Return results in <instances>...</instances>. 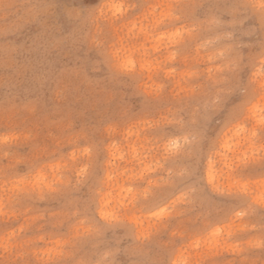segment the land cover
Here are the masks:
<instances>
[{
  "label": "rangeland",
  "instance_id": "rangeland-1",
  "mask_svg": "<svg viewBox=\"0 0 264 264\" xmlns=\"http://www.w3.org/2000/svg\"><path fill=\"white\" fill-rule=\"evenodd\" d=\"M0 264H264V0H0Z\"/></svg>",
  "mask_w": 264,
  "mask_h": 264
},
{
  "label": "snow or ice",
  "instance_id": "snow-or-ice-1",
  "mask_svg": "<svg viewBox=\"0 0 264 264\" xmlns=\"http://www.w3.org/2000/svg\"><path fill=\"white\" fill-rule=\"evenodd\" d=\"M99 223H100L101 225H105V226H106V222H105V221H103V220H102V221H100Z\"/></svg>",
  "mask_w": 264,
  "mask_h": 264
}]
</instances>
